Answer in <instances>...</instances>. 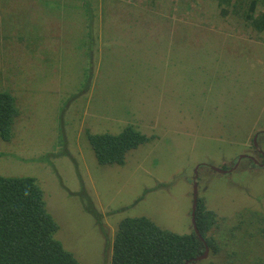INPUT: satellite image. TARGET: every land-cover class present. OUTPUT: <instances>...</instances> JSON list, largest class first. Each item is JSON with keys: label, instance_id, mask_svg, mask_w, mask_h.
I'll use <instances>...</instances> for the list:
<instances>
[{"label": "rangeland", "instance_id": "obj_1", "mask_svg": "<svg viewBox=\"0 0 264 264\" xmlns=\"http://www.w3.org/2000/svg\"><path fill=\"white\" fill-rule=\"evenodd\" d=\"M224 8L222 17L216 0H0V90L19 109L13 139L0 140V175L38 181L55 237L80 264H110L125 218L191 233L195 172L217 219L206 236L219 251L205 260L263 261L249 224L264 212V32L238 15L246 3ZM129 126L149 140L121 166L99 165L86 130Z\"/></svg>", "mask_w": 264, "mask_h": 264}, {"label": "trees", "instance_id": "obj_2", "mask_svg": "<svg viewBox=\"0 0 264 264\" xmlns=\"http://www.w3.org/2000/svg\"><path fill=\"white\" fill-rule=\"evenodd\" d=\"M216 1L221 16H225L224 4L229 6L231 0ZM244 1L236 0L247 5L238 15L256 32H264V11L256 15L258 0ZM18 117L15 97L0 90L1 141L13 139ZM85 134L97 163L107 166L123 165L127 152L149 140L132 126L116 135L91 134L87 130ZM250 220L249 226L256 227L257 236L264 240V212L253 213ZM246 221L241 218L237 225ZM195 222L203 241L193 229L189 234L180 235L161 229L146 217L125 218L119 222L114 235L110 264H213L206 260L194 261L203 255L204 243L213 253L219 251L216 240L206 236L217 225L216 214L199 199ZM57 231L58 224L48 212L43 190L34 177L0 175V264H80L55 237ZM250 236H254L252 232ZM260 255L263 261L260 259L255 264H264V253Z\"/></svg>", "mask_w": 264, "mask_h": 264}, {"label": "water", "instance_id": "obj_3", "mask_svg": "<svg viewBox=\"0 0 264 264\" xmlns=\"http://www.w3.org/2000/svg\"><path fill=\"white\" fill-rule=\"evenodd\" d=\"M253 145L255 148H257V144H256V141L254 139L253 141ZM261 152V151H260ZM262 154V158H263V163L262 165H264V154L261 152ZM242 158H248V159H253L252 157H246V156H241L239 159H238V162L242 159ZM254 163H257V161L255 159H253ZM236 169V166L233 168V170ZM212 170H214L215 172L217 173H225L226 171L224 170H220V169H215V168H212ZM196 172H195V176L193 178V184H192V207H191V225H192V229L194 231V233L197 235V237L203 241V238L201 237L199 231L197 230V227H196V222H195V211H196V207H197V201H198V196H197V184H196ZM205 245V250H204V253L203 255L197 257L194 259V261H201V260H205L208 256V252H209V248L208 246L206 245V243H204ZM187 264V263H185Z\"/></svg>", "mask_w": 264, "mask_h": 264}, {"label": "flooded vegetation", "instance_id": "obj_4", "mask_svg": "<svg viewBox=\"0 0 264 264\" xmlns=\"http://www.w3.org/2000/svg\"><path fill=\"white\" fill-rule=\"evenodd\" d=\"M257 152H258V154L261 156V153H260V151L259 150H257ZM249 161L251 162V164L253 165V166H255V167H259V166H261V165H259L258 163H254L253 161V159H249ZM196 182V181H195ZM192 183H193V181H192Z\"/></svg>", "mask_w": 264, "mask_h": 264}]
</instances>
